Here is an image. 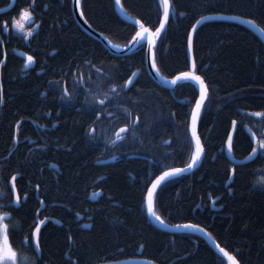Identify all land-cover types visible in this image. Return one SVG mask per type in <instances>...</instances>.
Wrapping results in <instances>:
<instances>
[{
  "label": "trees",
  "instance_id": "1",
  "mask_svg": "<svg viewBox=\"0 0 264 264\" xmlns=\"http://www.w3.org/2000/svg\"><path fill=\"white\" fill-rule=\"evenodd\" d=\"M121 1L130 15L151 30L159 26L161 0ZM170 2L173 15L154 47L157 68L168 78L190 70L187 37L201 17L238 16L254 23L214 19L197 29L196 73L209 90L198 124L205 152L196 169L158 188L154 210L167 224L206 228L223 248L238 253L240 264H264V171L260 170L264 159L235 165L225 152L232 121L237 123L235 158L250 155L248 128L261 134L255 127L260 119L249 114L264 111V39L260 36H264V0ZM9 3L0 0V8ZM36 4L38 31L24 41L13 28L16 38L4 47L0 157L12 156V162L2 161L7 162L1 164L5 165L2 174L10 180L19 173L17 189L22 197L28 193L27 202L14 213L23 231H28L40 209V199L45 203L39 212L46 220L41 228L44 258L40 264L136 258L155 264H219L221 255L202 237L156 227L145 208L152 181L162 171L186 167L195 149L194 142L189 145V121L199 89L191 82L168 88L155 81L146 67L145 44L126 54L109 51L79 26L72 0H36ZM24 6L25 0H16L12 10L0 14V22L19 19V8ZM81 9L87 21L114 44L128 45L135 35L133 23L117 13L115 0H81ZM4 49H0V64ZM28 55L35 58L32 68H25ZM136 71L134 83L123 88ZM57 85L72 95L61 99L62 116L55 119L58 125L49 133L47 151L40 147L35 151L24 141L19 152L10 154L14 123L22 119L25 125L26 117L44 109L55 116ZM105 94L108 99L100 105ZM98 113L103 117L98 118ZM120 127L128 129L122 140H116ZM23 138L22 130L19 140ZM110 157L111 162L99 163ZM232 167L237 174L229 182L226 173ZM98 192L101 195L91 199ZM25 255L31 264V254Z\"/></svg>",
  "mask_w": 264,
  "mask_h": 264
},
{
  "label": "snow or ice",
  "instance_id": "2",
  "mask_svg": "<svg viewBox=\"0 0 264 264\" xmlns=\"http://www.w3.org/2000/svg\"><path fill=\"white\" fill-rule=\"evenodd\" d=\"M26 6L19 8V19L12 18L11 20H3L0 22V49H4L6 42L10 43L15 39V34L12 33L11 29H15L20 33L21 39L28 41L29 38L33 37L34 31H38L39 24L34 16L36 11V0H25ZM115 5L121 7L123 10V5L121 0H115ZM162 6V18L158 20L159 27L155 28V31H150L149 27L146 26L145 22L141 20H135L132 27L135 35L132 36L133 47L140 45L141 49L143 48L144 42L148 44V53L146 54V59L150 60L151 68L155 69L159 73L157 68L156 56L154 52L156 38L160 37L161 31L165 29L166 24L169 23L171 5L169 0H161ZM11 7V6H10ZM46 8L47 5H44ZM0 11H4L0 9ZM83 13H81L82 15ZM181 15H183L181 13ZM214 17H201L200 20L196 21V25L200 24L205 19H213ZM237 18V17H231ZM248 23H254V21H246ZM196 25H193V31L196 30ZM264 31V29H262ZM7 32L8 36L5 37L3 33ZM188 49L192 50L193 38L191 35H188ZM15 51V49H13ZM6 54V52H5ZM35 62V58L32 55L26 57L25 68L30 67ZM91 66L90 61H85ZM191 71L180 72L178 76H174L171 80L173 85H176L178 82H191L194 88L200 89V98L196 101L195 108L191 111L190 114V132L191 136L189 139V145L191 147L192 142H195V149L191 151L190 160L186 164L185 168H171L167 171H162L161 175L156 177L155 182L152 183L151 188L147 189L148 194V212L156 220H160V217L156 216L155 212L152 210V200L153 194L155 193L157 187L163 182L168 181L170 178L179 176L181 173L191 170L195 167L202 158V155L205 152L204 147L201 145L200 137L197 135V122L201 116V107L204 103L207 85L205 80L200 76L196 75V64L192 63ZM100 70L97 69V72ZM136 75L135 72L132 74ZM83 82V81H81ZM132 80L129 79L122 87L127 88L128 84H131ZM112 92H115L116 89L113 87ZM72 93H69L68 89L65 88L63 91L64 97H71ZM108 99L107 94L105 98L98 101L100 105H104L105 100ZM4 102L2 86H0V104ZM249 115L258 117L260 121H264V111H258L250 113ZM138 119V118H137ZM233 126H235L236 121H232ZM187 127V126H186ZM251 132V129H249ZM120 132H127L126 128H121ZM93 139H95V129H92ZM117 139H123L122 136L117 135ZM233 142V137L231 133L228 134L227 143L228 149L231 151ZM250 155L247 157L248 160H255L257 157L264 159V132L259 136L255 133H252L250 136ZM243 166V165H241ZM264 171V169H260ZM227 179L231 182L237 174V168L232 167L227 170ZM19 173L12 175L9 180L8 176H3L2 181H0V264H24L27 256L25 253L31 254V264H40L43 260V254L41 251L40 238L42 235L41 226L45 225V220L40 219L36 216L31 218V223L28 224V231H23L20 226L16 216V213L21 207L22 203H26L28 199V193L24 192L23 197L20 194V190L17 189V177ZM231 190V189H229ZM264 190V189H262ZM58 223V221H57ZM163 223V221H161ZM177 227L184 228H193L197 231H203V229L198 228L197 225H183ZM11 238V239H10ZM71 240V237H69ZM218 248L219 253L222 255L218 257L219 264H225V259L227 264H240V261L237 259V255L230 254L223 247ZM143 264V262H141Z\"/></svg>",
  "mask_w": 264,
  "mask_h": 264
},
{
  "label": "water",
  "instance_id": "3",
  "mask_svg": "<svg viewBox=\"0 0 264 264\" xmlns=\"http://www.w3.org/2000/svg\"><path fill=\"white\" fill-rule=\"evenodd\" d=\"M169 3H170V0H169ZM15 4H16V0H11L10 1V3L8 4V5H6V6H4V7H1L0 9H3L4 11H0V14L1 13H6V12H8V11H10V10H12V8L15 6ZM121 4H122V2H121ZM170 5H171V3H170ZM11 6V7H10ZM72 9H73V14H74V17H75V19H76V21H77V23L79 24V26L88 34V35H90V36H92L93 38H95V39H97L98 41H100L109 51H111L112 53H114V54H126V53H130V52H132V51H134L135 49H137L138 48V46L139 45H136L135 47H133L132 45H133V41L131 40L130 41V43L125 47V48H123V49H118L117 47H115L114 45H113V43L108 39V37L105 35V34H103L102 32H100V31H98V30H96L88 21H87V19L85 18V16L82 14L81 15V13H83L82 12V10H81V7H80V0H72ZM116 11H117V13L119 14V16L122 18V19H124L125 21H127V22H130V23H134V21L135 20H138V19H136L135 17H133L132 15H130L129 13H127L125 10H124V8H123V10L121 9V7H119V6H116ZM171 13H172V10H170V16H171ZM208 16H212V17H214L213 19H218V18H225V19H231V20H236V21H240V22H242V23H244V24H249L248 22H246V21H248V19H244V18H241V17H238V16H224V15H208ZM208 16H205V17H208ZM231 17H237V18H231ZM170 19V18H169ZM200 20V19H199ZM208 20H211V19H205V20H203L200 24H198V25H196V29L202 24V23H204V22H206V21H208ZM166 26H167V24H166ZM166 26H165V28H166ZM159 27V26H158ZM150 29V28H149ZM165 30V29H164ZM164 30H162L161 31V34H162V32L164 31ZM150 31H153V30H151L150 29ZM196 31V30H195ZM195 31H193V28H192V30H191V33H190V35L192 36V38H194V34H195ZM159 38V37H158ZM158 38H156V41H155V45H156V42H157V40H158ZM145 44H146V54L148 53V44H147V42H145ZM188 51H189V49H188ZM189 58H190V63H191V66H192V63L193 62H195V60H194V54H193V44H192V50L191 51H189ZM5 62H6V54H5V49H4V58H3V60H2V62H1V64H0V79H1V70H2V66L5 64ZM146 67H147V70H148V72H149V74L152 76V78L155 80V81H157L159 84H161V85H163V86H166V87H169V88H174L178 83H180V82H178L176 85H173L172 83H171V80L174 78H172V79H170V80H164V79H162V77H161V74L160 73H157V71L155 70V69H153V68H151V66H150V60H148V59H146ZM192 70V68L190 67V70L189 71H191ZM136 73V75L135 76H131L129 79H131L132 80V83L131 84H128V86H131L133 83H134V81L136 80V78H137V76H138V74H139V71H136L135 72ZM195 74L196 75H199L198 73H196V71H195ZM179 75V74H178ZM177 75V76H178ZM206 84V83H205ZM199 89V88H198ZM208 96H209V90H208V87H207V91H206V95H205V99H204V103H203V105H202V107H201V113H202V110H203V108H204V105H205V103H206V101H207V99H208ZM200 98V89H199V96H198V98H197V100ZM196 100V101H197ZM195 104H196V102H195ZM195 108V105H194V107H193V109ZM101 115H99V117H100ZM198 124H199V120H198V122H197V135L200 137V135H199V129H198ZM121 128H126V129H128L127 127H121ZM121 128H119L118 129V131L116 132V136L117 135H122L123 133H125V132H120V129ZM249 129L250 128H248V131H249ZM236 130H237V123L235 124V126H232V129H231V131H230V133H231V135H232V137H233V142H234V137H235V133H236ZM189 131H190V122H189ZM249 133H250V135H252V133H255L252 129H251V132L249 131ZM190 134H191V132H190ZM256 134V133H255ZM257 135V134H256ZM258 136V135H257ZM200 140H201V138H200ZM194 142V141H193ZM233 142H232V145H233ZM194 144H195V142H194ZM201 145L203 146V144H202V141H201ZM225 152H226V155H227V157L229 158V160L233 163V164H235V165H241V164H244V163H248V162H250V161H252V160H248L247 159V157L249 156H246L245 158H243V159H239V158H235L234 157V155H233V151H232V147H231V151H229V149H228V143L226 144V147H225ZM204 155V154H203ZM203 155H202V158H203ZM202 158H201V160H202ZM112 161V158H108V159H104V160H100L99 161V163H108V162H111ZM201 162V161H200ZM200 162L195 166V167H193L191 170H188V171H185V172H183V173H181L180 175H183V174H186V173H190V172H192L194 169H196L198 166H199V164H200ZM178 168H185V167H178ZM168 170H170V169H168ZM167 171V170H166ZM161 175V174H160ZM155 180H156V178L152 181V183L153 182H155ZM152 183H151V185L149 186V188H151V186H152ZM164 183V182H163ZM162 183V184H163ZM161 184V185H162ZM161 185H159L158 187H157V189H156V191L158 190V188L161 186ZM148 188V189H149ZM156 191H155V193H156ZM155 193L153 194V200H152V210L155 212V210H154V197H155ZM101 195V192H98V193H96V194H92L91 195V199H93V200H96L99 196ZM40 201H41V206H40V209H39V211L42 209V208H44L45 207V203H44V201L42 200V199H40ZM145 208H146V212H147V214H148V217L150 218V220H151V222L156 226V227H158V228H160V229H163V230H166V231H169V232H171V233H177V232H192V233H194V234H196V235H198V236H200V237H202L216 252H218L219 253V251H218V248L216 247V245H219V247H222L218 242H217V240L214 238V236L206 229V228H204V227H202V226H200V225H197L198 226V228H200V229H203V231H197V230H195V229H193V228H184V227H177L178 225L179 226H183V225H196V224H192V223H181V224H167V223H165V222H163V223H161V219L160 220H156L153 216H151L150 214H149V212H148V194L146 193V200H145ZM39 211H38V213H39ZM155 214H156V212H155ZM156 216H158L157 214H156ZM159 217V216H158ZM38 220H39V218H38ZM43 226V225H42ZM41 226V227H42ZM226 250V249H225ZM227 251V250H226ZM229 252V251H228ZM230 253V252H229ZM220 255H222L221 253H219ZM230 254H232V253H230ZM141 262H143V264H155L154 262H152V261H150V260H146V259H141V258H136V259H127V260H122V261H118V262H108V263H100V264H141Z\"/></svg>",
  "mask_w": 264,
  "mask_h": 264
},
{
  "label": "flooded vegetation",
  "instance_id": "4",
  "mask_svg": "<svg viewBox=\"0 0 264 264\" xmlns=\"http://www.w3.org/2000/svg\"><path fill=\"white\" fill-rule=\"evenodd\" d=\"M34 65H35V63H33L32 66H30V68L34 67ZM0 83H1V79H0ZM56 90H57V92L54 90V93H57V94H53V95L57 96V107H56L55 116L52 115L51 110L48 111V110L44 109V110H41L39 113H36L34 116L26 117L25 118L26 119L25 125L22 124V119L17 121L16 123H14V126H13L14 142H13V145L11 147L10 154H12L13 151L19 152L18 148L22 146V143L24 141H27L28 147H31V149L34 148L35 151L39 147L41 148V150L47 151L49 133L52 132V129H55L56 126L58 125V122H56L55 119H59L62 116L61 110L63 109V104L61 102V99L64 98L63 97V91H64L63 86L57 85ZM42 96L43 97L47 96V93L44 92L42 94ZM76 96H78V95L76 94ZM44 101L46 102L47 100L44 99ZM94 112H96V110H94ZM99 115H101V116L99 117ZM102 117H103L102 113H98V118H102ZM255 127H256V129L258 128L261 130L260 133L264 132V121H258L257 125ZM22 130L24 131V138L19 140L20 131H22ZM114 135L116 136V132ZM25 137H26V139H25ZM116 140H118V139H116ZM14 156H15V154H14ZM14 156H13V158H14ZM110 158H112V157H110ZM105 159H108V158H105ZM5 160H8V162L9 161L12 162L11 161L12 156L11 157H8V156L7 157H0V178L4 176L2 174V168H4L5 165L1 166V164H7V162L6 163L2 162ZM101 160H104V159H101ZM37 195H38V193H37ZM36 216L39 219H43L39 216L38 212H37ZM27 262L28 261L26 259L24 264H27Z\"/></svg>",
  "mask_w": 264,
  "mask_h": 264
},
{
  "label": "bare ground",
  "instance_id": "5",
  "mask_svg": "<svg viewBox=\"0 0 264 264\" xmlns=\"http://www.w3.org/2000/svg\"><path fill=\"white\" fill-rule=\"evenodd\" d=\"M10 1H11V0H10ZM121 2H122V1H121ZM170 3H171V2H170ZM80 7H81V0H80ZM123 8H124V7H123ZM81 10H82V9H81ZM124 10H125V9H124ZM171 10H172V6H171ZM125 11H126V10H125ZM126 12H127V11H126ZM127 13H128V12H127ZM83 15H84V14H83ZM171 15H173V10H172ZM206 16H208V15H206ZM224 16H228V15H224ZM170 17H171V16H170ZM204 17H205V16H204ZM218 19H225V18H218ZM211 20H214V19H211ZM208 21H209V20H208ZM204 23H205V22H204ZM195 24H196V23H195ZM202 24H203V23H202ZM202 24H201V25H202ZM201 25H200V26H201ZM200 26H199V27H200ZM199 27H198V28H199ZM198 28H197V29H198ZM197 29H196V31H197ZM191 30H192V29H191ZM196 31H195V33H196ZM256 32H257V33H260L258 30H256ZM190 33H191V31H190ZM194 35H195V34H194ZM260 36L264 39V36H263L262 34H261ZM193 40H194V38H193ZM159 73H161V72L159 71ZM137 77H138V76H137ZM161 77H162V79H164V80H170V79H172V78H168V77L166 78V77L163 76V75H161ZM168 88H169V87H168ZM192 110H193V109H192ZM189 122H190V121H189ZM252 130H253V129H252ZM253 131H254V130H253ZM254 132H255V131H254ZM39 220H40V219H39ZM45 223H46V220H45ZM42 227H43V226H42ZM42 227H41V228H42ZM106 263H108V262H106ZM99 264H100V263H99Z\"/></svg>",
  "mask_w": 264,
  "mask_h": 264
}]
</instances>
